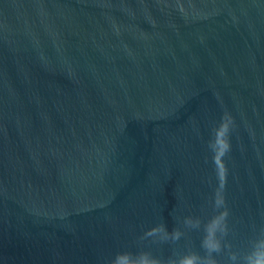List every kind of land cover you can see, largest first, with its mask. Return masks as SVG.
<instances>
[{
	"label": "water",
	"instance_id": "1",
	"mask_svg": "<svg viewBox=\"0 0 264 264\" xmlns=\"http://www.w3.org/2000/svg\"><path fill=\"white\" fill-rule=\"evenodd\" d=\"M218 189L214 256L241 264L264 230V0H0V264L203 255L184 220ZM161 223L183 235L145 238Z\"/></svg>",
	"mask_w": 264,
	"mask_h": 264
},
{
	"label": "clouds",
	"instance_id": "2",
	"mask_svg": "<svg viewBox=\"0 0 264 264\" xmlns=\"http://www.w3.org/2000/svg\"><path fill=\"white\" fill-rule=\"evenodd\" d=\"M232 125V116L225 112L219 124L212 129V137L208 141V148L212 153L214 163L218 159H222L230 150L229 134ZM220 189L217 190L212 203L214 210L212 214L208 215L205 220L200 217H187L184 220L186 226L202 229L203 236L200 241V248L203 249V255L189 249L182 253H174L173 256L167 259H162L149 250L132 251L125 249L117 251L110 258L108 264H219L214 254L221 253L225 247L231 248V245L223 243L224 237L228 234L227 217L229 213L226 207L223 208V211H219L225 205V201L219 195ZM182 235L183 233L179 228H174L169 232L166 225L161 223L150 228L145 233V238L159 237L161 241L171 240L174 242L179 240ZM250 244V250L240 255L241 264H264V230H261L250 241ZM237 259V253H230V264H236Z\"/></svg>",
	"mask_w": 264,
	"mask_h": 264
}]
</instances>
